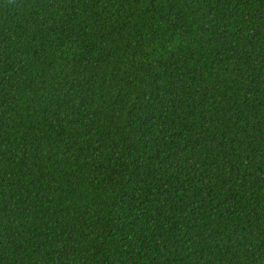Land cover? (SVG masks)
I'll use <instances>...</instances> for the list:
<instances>
[{"label":"trees","instance_id":"trees-1","mask_svg":"<svg viewBox=\"0 0 264 264\" xmlns=\"http://www.w3.org/2000/svg\"><path fill=\"white\" fill-rule=\"evenodd\" d=\"M0 264H264V0H0Z\"/></svg>","mask_w":264,"mask_h":264}]
</instances>
